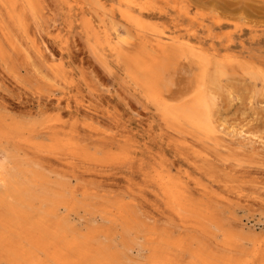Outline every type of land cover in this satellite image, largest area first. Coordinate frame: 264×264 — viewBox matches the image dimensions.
<instances>
[{
    "label": "rangeland",
    "instance_id": "1",
    "mask_svg": "<svg viewBox=\"0 0 264 264\" xmlns=\"http://www.w3.org/2000/svg\"><path fill=\"white\" fill-rule=\"evenodd\" d=\"M92 1L96 4H93ZM213 1L0 0V151L11 155L20 164L25 162L26 164H24L28 165L26 167L30 169L35 168L45 180L48 178L47 182L44 181L45 186L49 184L50 188H54V191L62 192V198L65 199H62L65 208L62 206V209L59 210L60 218L63 216L62 219L68 224L72 222L73 225H70L75 226L74 228L82 235L90 231L103 232L107 236L112 235L111 238L107 237L110 239V243H108L109 240L101 237L98 241L106 242L108 246L111 245L109 247L111 251L125 252L128 259L132 261L129 260V264H134L136 261V264L138 262L151 264L152 258H155L158 252H162L160 249L165 244L161 242L165 240L166 236L168 238L164 242L169 245L175 240V243H179L186 239L183 243L187 245L188 249L186 250V247L182 253L181 251L176 252L183 264L186 263V259L187 263L193 261L194 257L192 256L195 255V250L197 252L203 250L204 255H209V252L212 251L211 256L218 259L216 261L221 262L220 264H226L228 261L239 263L243 260H253L251 264L253 262L262 264L264 261V259H259L264 255V236L262 237L264 235V0ZM221 1L224 4H221ZM98 5L104 8L101 10ZM108 7H110L109 11ZM129 12L131 13L129 14ZM100 17L105 23L101 22L102 18ZM136 20L138 25L132 23ZM148 23L150 24L148 25ZM162 38L171 41L167 52H159L156 48L155 50L146 44V42L162 40ZM105 42L107 45L104 44ZM119 42L122 46H118ZM178 45L181 47L180 50L179 47H176ZM139 46L140 48H138ZM119 47L120 49H118ZM189 47L192 50H189ZM129 49L132 50L129 51ZM146 49L149 52L148 50L146 52ZM200 50L201 52H199ZM124 55L126 59L123 58ZM135 55L141 56L136 57ZM131 58H134V61ZM224 58L228 59L224 60ZM154 61L156 62L154 63ZM223 61L225 63H221ZM226 61L229 63L226 64ZM206 62L209 65H207L208 63L203 65ZM250 65L252 67L247 68ZM218 68L222 71L225 68L224 73L218 71ZM213 69H216L217 74H214ZM246 69H250L251 73L253 71V74L247 73ZM161 70L164 78L160 76ZM202 70L205 71V74L202 73ZM244 70L247 72L244 73ZM254 71L258 74H254ZM226 72L227 75H225ZM154 74L155 77L160 76L157 83L151 82ZM212 75L216 76L214 81L216 80L218 83L213 81L208 83V79L211 80ZM153 91L159 93L157 98L153 96ZM164 91L166 92L164 93ZM204 95L206 96L204 97ZM209 100L215 101L210 102L211 107L214 106V103L216 105L213 107L214 112L207 114L208 110L210 112L212 109L211 107L207 108L208 104L210 106ZM163 102L166 103V106L163 105ZM199 102L201 103L199 104ZM194 107L195 109L200 108L202 111L205 109L202 112L203 115H199L201 113L199 109L198 111L196 109L198 113L194 114ZM162 110L164 111L162 112ZM206 115L212 117L209 119L212 122L204 120V117H208ZM177 116L180 117L177 119ZM55 124L58 125L55 126ZM60 125L67 128H61ZM191 125H194V128ZM195 125L196 127L198 125V129L195 128ZM203 126L209 128L210 131H206ZM216 126H220L221 130ZM196 131L197 133H195ZM61 133L64 134L56 136ZM26 138L29 140L28 144ZM24 139L25 141H23ZM179 146L185 148L180 149ZM54 148L58 150L56 151ZM18 149L21 151L19 152ZM65 151L68 153H64ZM190 151L194 152L193 155ZM17 154L21 155L17 156ZM69 154L71 155L69 156ZM195 155L202 157L204 161H200L201 158L199 161L202 163H199L197 160L199 157ZM56 158L59 160L57 161ZM194 160L197 162L195 163ZM34 161L35 163H33ZM60 161H63L62 164L65 162L67 164L62 165ZM152 165L156 166H153L154 171ZM156 174L159 175L156 176ZM162 178H171V182L175 180L174 184L179 182V185H175L182 194L186 195L185 200H187H184L180 215L179 213L174 214V206L170 204L168 196L163 195L160 189L158 190ZM50 179L53 182H50ZM54 180L58 182H56L57 185ZM193 181L195 183L192 185ZM62 182L64 185H61ZM196 182L200 184H196ZM56 187L57 189H55ZM202 187L204 189L201 190ZM203 190L205 192H202ZM90 194L91 198H89ZM135 194L139 198L143 197L139 199L142 202H137L138 198H134ZM196 194L198 195L196 196ZM119 200L118 208H116V203ZM123 200H125L124 206L121 204ZM115 201L116 203H114ZM102 204L105 207L101 206ZM189 204L192 208L189 207ZM197 204L198 208L194 207ZM107 205L109 207H106ZM128 205L135 208L132 206L130 208ZM162 205L164 206L162 207ZM88 206L89 209L92 207L91 211ZM122 207L126 220L121 219L122 217L119 218L118 215L122 211ZM108 208H111L109 209L110 212L112 211L111 214L117 212L114 214L118 218L114 214L112 218L110 212L107 211ZM161 208L165 210L167 208V210ZM198 209L199 212H197ZM102 210L103 212H101ZM95 211L97 212L95 213ZM129 211L133 212L129 213ZM90 213H94L93 216ZM172 213L175 216H172ZM210 213L214 216L211 217ZM181 214L185 215L183 217L188 222L195 224L200 222V226L201 224L202 227L206 226L199 229V225L194 227L190 223L184 224L180 219ZM129 216L131 220L135 219L131 221ZM208 216L211 220L208 219ZM189 218L190 220H188ZM114 219H116V223ZM133 221L135 222L133 223ZM117 222H121V224ZM122 222L128 224L125 225ZM81 223L89 225L86 226L90 229L84 228L85 226L80 225ZM121 225L127 230L126 232L123 228L121 231ZM124 225L129 226L126 229ZM147 225L148 227H145ZM130 226L133 229L130 230L132 233L128 230L131 229ZM213 226L218 229L213 230ZM114 231L118 234H115ZM112 232L113 234H111ZM207 233L208 235H206ZM126 234L127 236L123 237ZM170 236L173 237L172 240ZM207 236H213V238L209 239ZM134 238L137 239L134 240ZM187 239H189L188 244L186 243ZM197 239L199 242L195 241ZM133 240L136 243H133ZM226 240L228 243L225 244ZM234 244L235 247L239 244V246L237 245L239 250L232 247ZM229 246H231L230 251H228ZM164 247L167 250L168 248L176 250L172 246L165 245ZM257 247H259V251L255 250ZM113 248L114 250H112ZM240 248L241 252H245V254L240 252ZM236 249L240 252L237 253L240 256L235 253ZM167 250L164 249L163 252ZM213 252L220 255V258ZM249 252L250 254H248ZM150 254H154L153 257ZM261 260L262 262H260Z\"/></svg>",
    "mask_w": 264,
    "mask_h": 264
},
{
    "label": "bare ground",
    "instance_id": "2",
    "mask_svg": "<svg viewBox=\"0 0 264 264\" xmlns=\"http://www.w3.org/2000/svg\"><path fill=\"white\" fill-rule=\"evenodd\" d=\"M2 1V0H1ZM85 1V0H84ZM87 1V0H86ZM215 1V0H214ZM213 1V2H214ZM16 2V1H15ZM99 2H103V1H99ZM98 2V3H99ZM218 2V1H217ZM217 2H216V4H217ZM222 2V1H221ZM92 3H93V1H92ZM191 3V2H190ZM93 4H96V3H93ZM203 4V3H202ZM220 4V3H219ZM221 4H224L223 2L221 3ZM133 5V4H132ZM213 5V4H212ZM1 6V5H0ZM78 6V5H77ZM98 6H100L101 7V5H98ZM97 6V7H98ZM103 6V5H102ZM214 6V5H213ZM217 6V5H216ZM219 6V5H218ZM223 6V5H222ZM14 7H16V6H14ZM107 7V6H106ZM105 7V8H106ZM111 7V6H110ZM110 7H108L107 9H108V11H109V8ZM197 7V6H196ZM206 7H208V6H206ZM104 8V7H103ZM102 7H101V10L103 9ZM112 8V7H111ZM200 8V7H199ZM118 9V8H117ZM16 10V9H15ZM80 10H81V6H80ZM79 10V11H80ZM121 10H122V8H121ZM119 11V10H118ZM123 11H126V10H123ZM81 12V11H80ZM84 13V12H83ZM125 13V12H124ZM127 13V12H126ZM125 13V14H126ZM131 12H129V14H130ZM104 14V13H103ZM114 14V13H113ZM122 15V14H121ZM124 15V14H123ZM104 16H106V15H104ZM129 17H130V15H128ZM259 17V16H258ZM100 18H102V17H100ZM125 18V17H124ZM134 18V17H133ZM111 19V18H110ZM128 19V18H127ZM132 19V18H131ZM137 19V18H136ZM102 21L101 22H103V18L101 19ZM138 20V19H137ZM137 20L136 21H131L132 23H134L135 25H138V23H137ZM88 21V20H87ZM215 21V20H214ZM113 22V24L115 23L114 21H112ZM216 22H217V20H216ZM88 23H89V21H88ZM103 23H105V21L103 22ZM116 24V23H115ZM150 23H148V25H149ZM117 25V24H116ZM115 26V25H114ZM82 27V26H81ZM80 27V28H81ZM124 27V26H123ZM92 28H93V26H92ZM128 28V27H127ZM94 29V28H93ZM93 29H92V31H93ZM130 30V29H129ZM94 32V31H93ZM92 32V33H93ZM97 32V31H96ZM116 32V31H115ZM151 32V31H150ZM159 32V31H158ZM166 34V33H165ZM95 36V35H94ZM96 36H98V35H96ZM95 36V37H96ZM136 36H137V34H136ZM143 36V35H142ZM171 36V35H170ZM109 37V36H108ZM107 39V38H106ZM121 39V38H120ZM139 39V38H138ZM147 39H148V37H147ZM105 40V39H104ZM118 40V39H117ZM149 40V39H148ZM100 41V40H99ZM183 41V40H182ZM107 42H108V40H107ZM107 42H105L104 44H106ZM116 42H118V41H116ZM142 42H144V41H142ZM184 42H187V41H184ZM170 43H171V41H169V40H163V38H162V40L161 39H159V40H152V41H150L149 43H147L146 42V44H148V45H150L152 48H156L157 49V51H159V52H167L166 50L168 49V46H170ZM187 43H189V42H187ZM103 44V43H102ZM141 44H143V43H141ZM191 44V43H190ZM210 44V43H209ZM34 45V44H33ZM36 45V44H35ZM107 45V44H106ZM140 45V44H139ZM145 45V44H144ZM176 45V44H175ZM193 45V44H192ZM194 45H196V44H194ZM118 46H122V44H120V42H119V45ZM198 46V45H197ZM212 46V45H211ZM125 47V46H124ZM127 47V46H126ZM143 47V46H142ZM174 47V46H173ZM176 47H179V45L178 46H176ZM35 49H36V46L34 47ZM138 48H140V46L138 47ZM172 48V47H171ZM170 48V49H171ZM180 48L181 47H179L178 49L180 50ZM190 48V47H189ZM118 49H120V47L118 48ZM123 49V48H122ZM121 49V50H122ZM150 49V48H149ZM155 49V50H156ZM173 49H175V48H173ZM177 49V48H176ZM186 49V48H185ZM194 49V48H193ZM39 50V49H38ZM130 50H132V49H129V51ZM147 50L148 49H146V52H147ZM189 50H192V48H190ZM188 50V51H189ZM199 50V49H198ZM41 51V50H40ZM124 51V50H123ZM122 51V52H123ZM150 51H151V49H150ZM175 51V50H174ZM173 51V52H174ZM125 52V51H124ZM134 52V51H133ZM148 52H149V50H148ZM154 52V51H153ZM172 52V51H171ZM182 52V51H181ZM180 52V53H181ZM184 52V51H183ZM199 52H201V50L199 51ZM198 52V53H199ZM212 52H214V51H212ZM204 53H206V52H204ZM204 53H202V54H204ZM208 53V52H207ZM224 53V52H223ZM39 54V53H38ZM122 54V53H121ZM125 54V53H124ZM139 54H140V52H139ZM151 54V53H150ZM155 54V53H154ZM184 54V53H183ZM190 54V53H189ZM120 55V54H119ZM160 55V54H159ZM166 55V54H165ZM169 55V54H168ZM176 55V54H175ZM178 55V54H177ZM176 55V56H177ZM126 56H128V55H126ZM136 56V55H135ZM134 56V57H135ZM141 56V55H140ZM140 56H136V57H140ZM173 56V55H172ZM178 56H180V55H178ZM186 56V55H185ZM191 56V55H190ZM199 56V55H198ZM132 57V56H131ZM145 57V56H144ZM167 57V56H166ZM182 57V56H181ZM207 57H208V55H207ZM217 57V56H216ZM123 58H125V55H124V57ZM148 58H149V56H148ZM170 58V57H169ZM205 58V57H204ZM203 58V59H204ZM209 58H210V56H209ZM209 58H207V59H209ZM219 58V57H218ZM218 58H216V59H218ZM223 58V57H222ZM126 59V58H125ZM132 59V58H131ZM134 59V58H133ZM132 59V61H134ZM150 59V58H149ZM160 59H161V57H160ZM163 59V58H162ZM200 59V58H199ZM206 59V58H205ZM219 59H221V58H219ZM218 59V60H219ZM228 58H224V60H227ZM230 60H231V58H229ZM135 60H136V58H135ZM144 60V59H143ZM166 60V59H165ZM174 60V59H173ZM222 60V59H221ZM220 60V61H221ZM131 61V62H132ZM137 61V60H136ZM144 61H146V59L144 60ZM156 61H157V58H156ZM156 61H154V63L156 62ZM197 61V60H196ZM219 61V62H220ZM130 62V63H131ZM152 62V61H151ZM159 62V61H158ZM231 62V61H230ZM198 63V62H197ZM208 62H206V63H204L203 65H205V64H207ZM212 63V62H211ZM221 63H225V61H223V62H221ZM229 63V62H228ZM227 63V61H226V64H228ZM129 64V63H128ZM132 64V63H131ZM134 64V63H133ZM130 65V64H129ZM207 65H209V63L207 64ZM206 65V66H207ZM224 65V64H223ZM247 66H249L248 64H247ZM155 67H157V66H155ZM202 67V66H201ZM252 66L250 65V67H247V68H251ZM142 68V67H141ZM146 68H148V67H146ZM133 69H135V68H133ZM208 69V68H207ZM206 69V70H207ZM225 69V68H224ZM224 69H223V71H224ZM233 69V68H232ZM137 70V69H136ZM145 70V69H144ZM156 70H158L159 71V69H156ZM163 70V69H162ZM161 70V71H162ZM205 70V69H204ZM215 70L216 69H213V71L215 72ZM220 70V68H218V71ZM240 70H241V68H240ZM247 70V69H246ZM246 70H244V73L245 72H247V73H251V71H249L250 69H248L247 71ZM139 71V70H138ZM160 71V72H161ZM209 71V70H208ZM222 73H224L223 71H222V69L220 70ZM231 71H234V70H231ZM259 71V70H258ZM149 72H151V71H149ZM148 72V73H149ZM165 72V71H164ZM205 71H203L202 70V73H204ZM220 72V74H222ZM243 72V71H242ZM264 72V71H263ZM139 73V72H138ZM205 74V73H204ZM214 74H217V72H215ZM251 74H253V71H252V73ZM254 74H258V73H256L255 71H254ZM264 74V73H263ZM262 74V75H263ZM139 75V74H138ZM142 75V74H141ZM162 75H164L163 74V71H162V74L160 75V76H162ZM209 75H211V74H209ZM225 75H227V72H226V74ZM136 78H137V76L136 75H134ZM150 76H151V74H150ZM160 76L158 75V76H156L155 77V74H154V77L152 78V80H151V82L152 83H157L158 81H159V78H160ZM213 76L214 75H212V78H213ZM221 76V75H220ZM264 76V75H263ZM263 76H261V77H263ZM140 77V76H139ZM163 78H164V76H162ZM205 77V76H204ZM206 77H209V76H206ZM215 77L216 76H214V78H213V80H212V78L210 77V79L211 80H209L208 79V83L209 82H211V81H213V82H215V83H218V82H216V80L214 81V79H215ZM223 77V76H222ZM252 77H254V76H252ZM257 77H259V76H257ZM155 78V79H154ZM137 79H139V78H137ZM147 79V78H146ZM264 79V78H263ZM136 80V79H135ZM154 80V81H153ZM202 80V79H201ZM148 81V80H147ZM219 81V80H218ZM145 83H146V80L144 81ZM143 82V83H144ZM150 82V83H151ZM168 82V81H167ZM167 82L165 83L166 84V86L168 85L167 84ZM137 84H139V83H137ZM212 84H214V83H212ZM144 85V84H143ZM217 86H218V84H217ZM148 87V86H147ZM158 87H160L159 85H158ZM219 87V86H218ZM146 88V87H145ZM149 88V87H148ZM154 89V88H153ZM162 89V88H161ZM155 90H157L156 89V87H155ZM160 90V89H159ZM143 92V91H142ZM162 92V91H161ZM160 92V93H161ZM166 91H164V93H165ZM143 93H145V92H143ZM149 93H150V91H149ZM147 94V93H146ZM152 94H154L153 96H155V98H157V96H158V94H157V92L156 91H153L152 92ZM162 94V93H161ZM203 95V94H202ZM201 95V96H202ZM144 96H145V94H144ZM152 96V95H151ZM206 95H204V97H205ZM208 96V95H207ZM146 97V96H145ZM202 99H204L203 97H201ZM200 98V99H201ZM154 99V98H153ZM153 99H149V100H153ZM160 99V98H159ZM166 99V98H165ZM201 99V100H202ZM207 99H209L208 97H207ZM212 99V98H211ZM162 100V99H161ZM164 100V99H163ZM200 100V101H201ZM205 100V99H204ZM155 101V100H154ZM206 101V100H205ZM150 102H153V101H150ZM201 102H203V100L201 101ZM201 102H199V104L201 103ZM207 102V101H206ZM212 103V102H215V101H208V103ZM157 103V102H156ZM156 103H155V105H156ZM161 103V102H160ZM196 103V102H195ZM204 103V102H203ZM210 103V106H209V104H208V106H207V108H209V107H211V104ZM165 104V106H166V103H164L163 102V105ZM168 104V103H167ZM194 105V104H193ZM192 105V106H193ZM216 105V103H214V106ZM159 106V105H158ZM173 106V105H172ZM197 106V105H196ZM214 106H212L211 108L213 109V107ZM206 107V106H205ZM160 108V107H159ZM174 108V107H173ZM189 109V108H188ZM197 109V111H198V109H199V112H201L199 115L201 116V114H202V112L205 110H201L200 108H196ZM196 109H195V107L193 108V113L195 114V113H198V112H196ZM203 109V108H202ZM210 110V112H209V110H208V113L205 111V113H207V114H209V113H211L212 111L214 112V109L213 110ZM167 110H169L168 108H167ZM167 110H165V111H167ZM187 110V109H186ZM192 110V109H191ZM201 110V111H200ZM164 110H162V112H163ZM180 111V110H179ZM185 111V110H184ZM188 112V111H187ZM192 111H190V113H191ZM169 113H171V112H169ZM185 113V112H184ZM183 113V114H184ZM167 114H168V112H167ZM192 114V113H191ZM213 114V113H212ZM181 115V114H180ZM203 115V114H202ZM211 115V114H210ZM169 116H170V114H169ZM206 116H208V115H206ZM175 117V116H174ZM180 117V116H179ZM178 116H177V119L179 118ZM193 117H196V116H193ZM191 118V117H190ZM199 118H201V117H199ZM205 118V119H204ZM203 119L204 120H209L210 118H212V117H210V116H208V117H204ZM206 118H208V119H206ZM171 119V118H170ZM183 119H185V118H183ZM182 119V120H183ZM202 119V118H201ZM186 120V119H185ZM188 120V119H187ZM192 120V119H191ZM196 120V119H195ZM203 120V121H204ZM209 121H211V120H209ZM186 122H189V121H186ZM186 122H184V123H186ZM212 122V121H211ZM205 123V122H204ZM204 123H202V124H204ZM207 123V122H206ZM213 123H214V120H213ZM59 124V123H58ZM57 124V125H58ZM180 124V123H179ZM187 124H189V123H187ZM196 124H198V123H196ZM212 124V123H211ZM216 124H218V122L216 121ZM54 125V124H53ZM56 124H55V126H57ZM62 125V124H61ZM60 125V126H61ZM181 125V124H180ZM186 125V124H185ZM184 125V126H185ZM198 125H200V124H198ZM198 125H197V127H196V125H195V128H197L198 129ZM213 125V124H212ZM219 125L221 126V124L219 123ZM50 126V125H49ZM48 126V127H49ZM54 126V127H55ZM178 126V125H177ZM191 126H193V128H194V125H191ZM190 126V127H191ZM206 126V125H205ZM205 126H203V128H205L206 129V131H210L209 130V128H206ZM219 126V127H220ZM64 126H61V128H63ZM187 127V126H186ZM213 127H215V126H213ZM217 128H219L218 126H216ZM44 128H46V127H44ZM43 128V129H44ZM49 128H51V127H49ZM65 128H67V127H64V129ZM200 128V127H199ZM202 128V129H203ZM54 129V128H53ZM53 129H49V130H53ZM220 129V128H219ZM218 129V130H219ZM1 130V129H0ZM4 130V129H3ZM46 130V129H45ZM44 130V131H45ZM55 130V129H54ZM221 130V129H220ZM220 130L218 131L219 133H220ZM5 131V130H4ZM9 131V130H8ZM69 131V130H68ZM201 131V130H200ZM205 131V130H204ZM212 131V130H211ZM46 132V131H45ZM214 132V131H213ZM217 132V131H216ZM7 133H10V132H7ZM53 133V132H52ZM52 133H50V134H52ZM73 133V132H72ZM195 133H197V131L195 132ZM206 133V132H205ZM223 133V132H222ZM1 134V133H0ZM49 134V133H48ZM53 134H55V133H53ZM64 134V133H63ZM62 133L61 134H56V136H60V135H63ZM70 134V133H69ZM211 134V133H210ZM216 134V133H215ZM218 134V133H217ZM10 135V134H9ZM23 135V134H22ZM21 135V136H22ZM68 135V134H67ZM203 135V134H202ZM221 135V134H220ZM19 136V135H18ZM55 136V135H54ZM70 136V135H69ZM200 136V135H199ZM204 136V135H203ZM207 136H208V133H207ZM26 137V136H25ZM25 137H23V138H25ZM65 137V136H64ZM205 137V136H204ZM212 137H215V136H212ZM221 138H222V136H220ZM60 138V137H59ZM19 139V138H18ZM21 140H22V137L20 138ZM28 139H30L29 137H28ZM62 139V138H61ZM64 139V138H63ZM68 139H70V138H68ZM177 139V138H176ZM208 139V138H207ZM218 139V138H217ZM31 140V139H30ZM54 140V139H53ZM65 140V139H64ZM71 140H72V138H71ZM70 140V141H71ZM174 140V139H173ZM20 141V140H19ZM23 141H25V139L23 140ZM27 141H29V140H27V138H26V142ZM34 141V140H33ZM63 141V140H62ZM66 141V140H65ZM31 142V141H30ZM35 142V141H34ZM130 142V141H129ZM177 142V141H176ZM180 142H182L181 140H180ZM184 142V141H183ZM219 142V141H218ZM72 143H74L73 142V140H72ZM135 143V142H134ZM185 143V142H184ZM183 143V144H184ZM27 144H28V142H27ZM68 144V143H67ZM71 144V143H70ZM70 144H68V145H70ZM136 144V143H135ZM181 144V143H180ZM188 144V143H187ZM21 145V144H20ZM51 145V144H50ZM54 145V144H53ZM72 145V144H71ZM74 145V144H73ZM177 145V144H176ZM182 145V144H181ZM219 146H220V143L218 144ZM31 146H33L32 144H31ZM61 146V145H60ZM76 146H77V144H76ZM75 146V147H76ZM132 146H134V145H132ZM191 146V145H190ZM53 147V146H52ZM65 147V146H64ZM67 147V146H66ZM73 147V146H72ZM135 147V146H134ZM134 147H132V148H134ZM180 147V146H179ZM224 147V146H223ZM63 148V147H62ZM131 148V147H130ZM131 148V149H132ZM181 148H185L184 146L183 147H180V149ZM189 148V147H188ZM187 148V149H188ZM194 148V147H193ZM13 149H15V148H13ZM34 149V148H33ZM43 149H44V147H43ZM56 149V151L58 150L57 148H54V150ZM66 149H69V148H66ZM65 149V150H66ZM74 149H76V148H74ZM80 149V148H79ZM136 149V148H135ZM190 149V148H189ZM61 150V149H60ZM62 150H64V149H62ZM177 150V149H176ZM18 151H19V149H18ZM21 151V150H20ZM19 151V152H20ZM39 151V150H38ZM14 152V151H13ZM16 152V151H15ZM23 152V151H22ZM36 152V151H35ZM42 152V151H41ZM52 152H53V150H52ZM129 152V151H128ZM130 152H131V154H132V151L130 150ZM135 152H136V150H135ZM191 152V151H190ZM196 152H198L197 150H196ZM195 152V153H196ZM40 153V152H39ZM43 153V152H42ZM64 153H68V152H64ZM192 153V155H193V153L194 152H191ZM206 153V152H205ZM11 154H13V153H11ZM16 154V153H15ZM49 154V153H48ZM128 154H130V153H128ZM198 155H199V153H197ZM21 155V154H20ZM19 154H17V156H20ZM43 155V154H42ZM54 155V154H53ZM57 155V154H56ZM60 155V154H59ZM71 154H69V156H70ZM77 155V154H76ZM79 155V154H78ZM132 155H134V154H132ZM198 155H195V156H198ZM200 155H203V154H201L200 153ZM25 156H26V154H25ZM45 156H46V154H45ZM51 156V155H50ZM87 156V155H86ZM139 156V155H138ZM157 156V155H156ZM52 157H54V156H52ZM65 157H66V155H65ZM64 156H63V158H65ZM82 157H83V155H82ZM128 157V156H127ZM127 157H126V159H127ZM131 157V156H130ZM137 157V156H136ZM153 157V156H152ZM155 157V156H154ZM199 157V156H198ZM21 158V157H20ZM20 158H18V159H20ZM39 158H41V157H39ZM62 158V157H61ZM133 158V157H132ZM191 158V157H190ZM202 158V157H201ZM200 157L197 159L196 157H195V159H197L198 161H199V159H201ZM23 159V158H22ZM28 159H29V157H28ZM44 159V158H43ZM207 159V158H206ZM21 160V159H20ZM19 160V161H20ZM29 160H31V158L29 159ZM56 160L58 161L59 159H57L56 158ZM56 160H54V161H56ZM61 160V159H60ZM91 160V159H90ZM89 160V161H90ZM133 160V159H132ZM134 160H135V158H134ZM139 160V159H138ZM140 160H141V157H140ZM192 161H193V158L191 159ZM208 160V159H207ZM69 161V160H68ZM129 161H130V158H129ZM155 161H156V159H155ZM200 161H204L203 160V158H202V160H200ZM199 161V163H202V162H200ZM209 161V160H208ZM21 162V161H20ZM61 162V161H60ZM63 162V161H62ZM62 162H61V164H62ZM66 162H67V160H66ZM65 162V163H66ZM140 162V161H139ZM142 162H144V161H142ZM194 162H195V160H194ZM197 162V161H196ZM195 162V163H196ZM25 162H23V164H24ZM33 163H35V161L33 162ZM64 163V164H65ZM68 163V162H67ZM66 163V164H67ZM70 163H73V162H70ZM130 163H133V162H130ZM136 163V162H135ZM134 163V164H135ZM204 163V162H203ZM205 163H207V162H205ZM23 164H20L17 160L15 161V159H14V157H12L11 155H9V154H7V153H5L4 151H0V264H129V262L131 261L130 259H128V257H127V254L125 253V252H123V251H119V252H114V251H111V248H109V247H111V245L110 246H108V244H106V242H104V243H100L99 241H98V239L101 237V238H105L107 241L109 240V242L108 243H110V239L108 238L107 239V237L108 236H110V238H111V236L112 235H108L107 236V234H105V233H103V232H95V231H90V232H88L87 234H85V235H82L81 233H79L74 227H72L71 225H73L72 224V222H71V220H70V224H68L64 219H62V217L60 218V215H59V210L60 209H62L61 207L63 206L64 208H65V204H64V202H62V199H64V198H62V192H60V191H54V188L52 189V188H50V186H49V184L47 185V186H45V183H44V181H46L47 182V180H49L48 178H47V180H45L44 179V177L41 175V173L40 172H38V171H36L35 170V168L34 169H30V168H28V167H26V166H28V165H25L24 164V166H23ZM38 164V163H37ZM37 164H35V165H37ZM64 164H62V165H64ZM138 165H139V163H137ZM140 164H142V163H140ZM40 165V164H39ZM144 165V164H143ZM38 166V165H37ZM37 166H35V167H37ZM41 166V165H40ZM39 166V167H40ZM68 166V165H67ZM71 166H74V165H71ZM154 165H152L151 167H153ZM163 166V168H164V165H162ZM142 167V166H141ZM145 167V170H147L146 169V166H144ZM154 167H156V166H154ZM154 167L152 168L153 169V171H154ZM197 167H198V165H197ZM41 168H42V166H41ZM41 168H40V170H41ZM162 168V167H161ZM46 169V168H45ZM74 169V168H73ZM141 169V168H140ZM149 169V168H148ZM156 169V168H155ZM164 169H166V168H164ZM42 171V170H41ZM44 171V170H43ZM141 171V170H140ZM152 171V172H153ZM165 171V170H164ZM163 171V172H164ZM178 171V170H177ZM177 171H175V172H177ZM180 171V170H179ZM178 171V172H179ZM45 172V171H44ZM150 172H151V170H150ZM156 172V171H155ZM157 172H158V170H157ZM162 172V173H163ZM174 172V173H175ZM181 172V171H180ZM140 173H142V172H140ZM139 173V174H140ZM154 173V172H153ZM166 173H167V171H166ZM168 173H170L169 171H168ZM171 173H173V172H171ZM150 174H152V173H150ZM178 174H180V173H178ZM46 175V174H45ZM145 175V174H144ZM143 175V176H144ZM157 175H159V174H156V176ZM170 175V174H169ZM172 175V174H171ZM177 175V174H176ZM148 176V175H147ZM150 176H153V175H150ZM149 176V177H150ZM181 176H184V175H181ZM187 176V175H186ZM154 177V176H153ZM141 178H142V176H141ZM144 178V177H143ZM172 178H173V176H172ZM182 178V177H181ZM148 179H150V178H148ZM171 179V178H170ZM169 178H162L160 181H161V183L159 184V187H158V190L160 189V192H162L163 193V195H167L168 196V198H169V202H170V204L171 205H173L174 206V214H177V213H179L180 212V210H183V204H184V200H185V196L186 195H184V194H182L179 190H178V188H177V184L179 183H173L174 181H172L171 182V180H170ZM175 179V178H174ZM184 179V178H183ZM187 179V178H186ZM56 180V179H55ZM55 180H54V182H55ZM58 180V179H57ZM147 180V179H146ZM191 180V179H190ZM193 180V179H192ZM52 180L50 179V182H51ZM155 181V180H154ZM159 181V182H160ZM49 182V183H50ZM53 182V181H52ZM57 182V181H56ZM55 182V183H56ZM63 182H65V181H63ZM61 183V185L63 184L64 185V183ZM158 182V181H157ZM177 182V181H176ZM184 182V181H183ZM189 182V181H188ZM187 182V183H188ZM58 183V182H57ZM57 183H56V185H57ZM66 183V182H65ZM146 183V182H145ZM144 183V184H145ZM153 183V182H152ZM156 185H157V183H156V181L154 182ZM185 183V182H184ZM193 183H195V181H193L192 182V185H193ZM68 184V183H67ZM191 184V183H190ZM196 184H200V183H197L196 182ZM59 185V184H58ZM153 185V184H152ZM155 185V186H156ZM179 185V184H178ZM189 185V184H188ZM49 186V187H48ZM51 186H53V185H51ZM67 186V185H66ZM131 187L132 186H134V185H130ZM53 187H55V186H53ZM68 187V186H67ZM67 187H65V188H67ZM152 188H153V186H151ZM189 187H191L190 185H189ZM194 187H195V184H194ZM64 188V189H65ZM200 188V187H199ZM55 189H57V187L55 188ZM62 189V188H61ZM69 190H70V188H68ZM67 189V190H68ZM76 189V188H75ZM134 189V188H133ZM137 189H139V188H137ZM180 189H181V187H180ZM202 189H204L203 187L201 188V190ZM207 189V188H206ZM60 190V189H59ZM63 190V189H62ZM66 190V191H67ZM140 190V189H139ZM183 190V189H182ZM196 190V189H195ZM199 190V189H198ZM63 191H65V190H63ZM189 191V190H188ZM188 191H186V192H188ZM68 192V191H67ZM67 192H66V194H67ZM75 192V191H74ZM77 192V191H76ZM75 192V193H76ZM136 192V191H135ZM142 192V191H141ZM144 192H145V190H144ZM184 192V191H183ZM190 192V191H189ZM193 192V191H192ZM196 193H197V190L195 191ZM202 192H205V190H203ZM90 193H91V191H90ZM140 193V192H139ZM143 193V192H142ZM154 193H156V192H154ZM158 193V192H157ZM161 194V193H160ZM186 194V193H185ZM204 194V193H203ZM69 195V194H68ZM71 195V194H70ZM74 195V194H73ZM88 195V194H87ZM129 195H131V194H129ZM195 195V194H194ZM198 194H196V196H197ZM65 197H66V195H64ZM90 197L89 198H91V194L89 195ZM94 196V195H93ZM155 196V195H154ZM160 196V195H159ZM87 197V196H86ZM132 197H133V195H132ZM138 198V201L137 202H139L140 200V198L138 197V196H136V194H135V196H134V198ZM194 197V196H193ZM93 198V197H92ZM136 198V199H137ZM143 198V197H142ZM141 198V199H142ZM156 198V197H155ZM188 198V197H187ZM87 199V198H86ZM131 199V198H130ZM133 199V198H132ZM157 199V198H156ZM190 199V198H189ZM192 199V198H191ZM65 200V199H64ZM72 200V199H71ZM95 200V199H94ZM133 200H135V199H133ZM163 200V199H162ZM187 200V199H186ZM185 200V201H186ZM85 201V200H84ZM125 200H123V203H121V204H123V206L125 205V202H124ZM128 201H130V200H128ZM132 201V200H131ZM157 201V200H156ZM155 201V202H156ZM190 201V200H189ZM118 202H120V200L119 201H117V203H116V201L114 202V203H116V208H118L117 207V204H118ZM126 202H127V200H126ZM140 202H142V200L140 201ZM161 202V201H160ZM194 202V201H193ZM192 202V204L194 205V203ZM197 202V201H196ZM74 203V202H73ZM79 203V202H78ZM77 203V204H78ZM89 204H90V202H88ZM99 203V202H98ZM127 203H129V202H127ZM132 203H134V202H132ZM131 203V204H132ZM136 203V202H135ZM134 203V204H135ZM186 203V202H185ZM75 204V203H74ZM93 204V203H92ZM97 204V203H96ZM95 204V205H96ZM101 204V203H100ZM99 204V205H100ZM103 204H104V202H103ZM101 205V206H103V207H105L104 205ZM158 204V203H157ZM160 204V203H159ZM162 204V203H161ZM91 205V204H90ZM89 205V206H90ZM111 205V204H110ZM191 204H189V207H191L192 208V206H190ZM77 206V205H76ZM78 206H80V205H78ZM83 206V205H82ZM81 206V207H82ZM89 206H88V209H89ZM98 206V205H97ZM114 207H115V205H113ZM129 206V205H128ZM130 206H132V205H130ZM129 206V207H130ZM159 206H161V205H159ZM164 205H162V207H163ZM198 206V204L197 205H195L194 207H197ZM106 207H109V205H107ZM112 207V206H111ZM126 207V210H128L127 209V206H125ZM128 207V208H129ZM133 207V206H132ZM193 207V209H196V208H194ZM200 207H201V205H200ZM77 208V207H76ZM92 208V207H91ZM91 208L89 209V211H91ZM94 208V207H93ZM101 208V207H100ZM113 208V207H112ZM123 208V207H122ZM131 208V207H130ZM133 208H135V207H133ZM155 208H157V207H155ZM198 208V207H197ZM86 209H87V207H86ZM85 209V210H86ZM95 209V208H94ZM98 209H99V206H98ZM109 209H111V208H108V210L107 211H109ZM162 209V208H161ZM160 209V210H161ZM173 209H171V210H173ZM189 209V208H188ZM192 209V210H193ZM200 209V208H199ZM199 209H198V211L197 212H199ZM204 209V208H203ZM76 210V209H75ZM97 210V209H96ZM116 210V209H115ZM124 208L122 209V211L118 214L119 215V218H121V219H123V220H126L127 218H125V214H124ZM125 210V213H127V211ZM131 210V209H130ZM156 210V209H155ZM162 210H165V209H162ZM166 210H167V208H166ZM165 210V211H166ZM190 210V209H189ZM197 210V209H196ZM205 210V209H204ZM72 211V210H71ZM78 211V210H77ZM76 211V212H77ZM87 211V210H86ZM135 211V210H134ZM195 211V210H194ZM200 211H202L201 209H200ZM73 212H74V210H73ZM94 212V211H93ZM97 211H95V213H96ZM99 213H100V211H98ZM101 212H103V210L101 211ZM105 212H106V210H105ZM110 212V211H109ZM112 212V211H111ZM111 212H110V214H111ZM133 211H129V213H132ZM159 212V211H158ZM168 212V211H167ZM182 212V211H181ZM196 212V211H195ZM202 212H204V211H202ZM207 212V211H206ZM206 212H205V214H206ZM72 213V212H71ZM75 213V212H74ZM78 213H79V211H78ZM87 213H88V211H87ZM92 213V212H91ZM90 213V214H91ZM107 213V212H106ZM106 213H105V216H106ZM114 213H117V212H114ZM114 213H112L111 215H112V218H113V214ZM159 213H161V211L159 212ZM163 213V212H162ZM169 213H170V211H169ZM209 213V212H208ZM94 214V213H93ZM93 214H91L92 216H93ZM165 214V213H164ZM168 214V213H167ZM173 214V213H172ZM172 214H170V215H172ZM172 215V216H175V215ZM200 214H201V212H200ZM203 214V213H202ZM211 214V213H210ZM209 214V215H210ZM66 215H68V214H66ZM85 215V214H84ZM83 215V216H84ZM115 215V214H114ZM127 215H129V214H127ZM134 215V214H133ZM161 216H162V214H160ZM179 215H180V213H179ZM182 215V214H181ZM188 215H191V214H188ZM92 216H90V217H92ZM105 216H103L102 215V217H104L105 218ZM116 216V215H115ZM135 216V215H134ZM133 216V217H134ZM169 216V215H168ZM171 216V218H173ZM183 216H185L184 214L182 215V216H180V219L182 220V223H184V224H188V223H190L192 226H194V227H197L198 225H199V229L202 227V224H201V226H200V222L198 223V224H195L194 222H188V221H186L185 219H184V217ZM192 216V215H191ZM190 216V217H191ZM207 216V215H206ZM214 216V215H213ZM212 216V214H211V217H213ZM87 217V216H86ZM108 218H110V216H107ZM117 218H118V216H116ZM128 217V216H127ZM131 217H132V214H131ZM186 217H188L187 216V214H186ZM209 217V216H208ZM66 218V217H65ZM81 218V217H80ZM115 218V217H114ZM129 218H130V216H129ZM176 218V217H175ZM79 219V218H78ZM81 219H85V218H81ZM91 219V218H90ZM103 219V218H102ZM135 219V218H134ZM134 219H132V220H134ZM178 219V218H177ZM193 219H195V217H193ZM208 219H210V217L208 218ZM87 220V219H86ZM111 221H112V219H110ZM109 220V221H110ZM115 220V223H116V219H114ZM130 220H131V218H130ZM131 220V221H132ZM138 220V219H137ZM176 220V219H175ZM188 220H190V218L188 219ZM196 220V219H195ZM211 220V219H210ZM81 221V220H80ZM83 221V220H82ZM91 221V220H90ZM90 221H88V222H90ZM93 221H95V220H93ZM99 221V220H98ZM122 221V220H121ZM128 221V220H127ZM176 221H178V220H176ZM180 221V220H179ZM193 221V220H192ZM197 221H200V220H197ZM202 221V220H201ZM206 221V220H205ZM215 221V218H214V220H213V222ZM77 222V221H76ZM87 222V221H86ZM97 222V221H96ZM101 222V221H100ZM107 222V221H106ZM106 222H105V224H106ZM125 222V221H124ZM135 221H133V223H134ZM139 222V221H138ZM196 222V221H195ZM118 223V222H117ZM120 224H121V222H119ZM118 223V224H119ZM123 223V222H122ZM133 223H131V224H133ZM141 224L140 225H142V222H140ZM180 223V222H179ZM205 223V222H204ZM207 223V222H206ZM91 224V223H90ZM101 224V223H100ZM123 224H128V223H123ZM136 224V223H135ZM134 224V225H135ZM143 224H145V223H143ZM210 224H212V223H210ZM80 225H83L82 223L80 224ZM87 224H85V225H83V226H85L84 228H86V229H90V228H87V226H89V225H87ZM98 226H99V222H98V224H97ZM115 225H117V224H115ZM124 225V227L127 229V226H129V225H127V226H125ZM139 224H137V226H138ZM208 225V224H207ZM215 225V224H214ZM98 226H97V228H98ZM120 226V225H119ZM136 226V227H137ZM184 226V225H183ZM206 226V225H205ZM204 225H203V227H205ZM114 227V226H113ZM139 228H140V226H138ZM142 227V226H141ZM145 227H148V225L147 226H145ZM202 227V228H203ZM214 227V226H213ZM218 227V226H217ZM96 228V227H95ZM117 228H119V227H117ZM123 228V226L121 225V229ZM130 228H131V226H130ZM144 228V227H143ZM152 228V227H151ZM155 228V227H154ZM166 229L167 228H169V227H165ZM180 228H182V227H180ZM183 228H186V227H183ZM187 228H189V227H187ZM209 228H210V226H209ZM208 228V229H209ZM212 228V227H211ZM111 229H116V228H111ZM124 229V228H123ZM123 229L121 230V231H123ZM136 229H138V228H136ZM142 229V228H141ZM145 229V228H144ZM149 229H150V227H149ZM157 229V228H156ZM165 229V230H166ZM194 229V228H193ZM199 229H197V231H199ZM205 229H207V228H205ZM214 229H218V228H213V230ZM117 230V229H116ZM129 230V232H130V230H133L132 228L131 229H128ZM135 230V229H134ZM182 230V229H181ZM184 230V229H183ZM127 230H125L124 229V232H126ZM139 231H140V229H139ZM146 231V230H145ZM184 231H187V230H184ZM188 231H191V230H188ZM193 231V230H192ZM194 231H196V230H194ZM207 231H209V230H207ZM217 231V230H216ZM110 232V231H109ZM149 232V231H148ZM150 232H152V231H150ZM156 232V231H155ZM169 232V231H168ZM183 232V231H182ZM202 231L200 230V233H201ZM107 233V232H106ZM114 233L116 234L117 232H115L114 231ZM130 233H132V232H130ZM136 233V232H135ZM137 233H139V232H137ZM141 233H143V232H141ZM140 233V234H141ZM145 233H147V231L145 232ZM153 233V232H152ZM171 233V232H170ZM173 233V232H172ZM184 233V232H183ZM199 233V232H198ZM203 233H205L204 231H203ZM202 233V234H203ZM227 234L229 233V232H226ZM111 234H113V232L111 233ZM118 234V233H117ZM159 234V233H158ZM165 234V233H164ZM176 234V233H175ZM174 234V235H175ZM211 234V233H210ZM209 234V235H210ZM213 234V233H212ZM211 234V235H212ZM214 234H215V231H214ZM213 234V235H214ZM121 235V234H120ZM119 235V236H120ZM142 235V234H141ZM149 235V234H148ZM151 235V234H150ZM182 235V234H181ZM206 235H208V233L206 234ZM115 236V235H114ZM124 236H127V234L126 235H123V237ZM131 236V235H130ZM146 236V235H145ZM159 236V235H158ZM164 236V235H163ZM173 236V235H172ZM184 236V235H183ZM264 235H262V237H263ZM138 238H139V236H137ZM144 237V236H143ZM157 237V236H156ZM171 237V236H170ZM193 237V236H192ZM197 237V236H196ZM205 237V236H204ZM207 237H209V239H211V238H213V236L211 237V236H207ZM211 237V238H210ZM230 237V236H229ZM232 237V236H231ZM100 238V239H101ZM115 238V237H114ZM145 238H147V237H145ZM165 238V240H166V238H168L167 236L166 237H164ZM172 238L173 237H171V240H172ZM177 238V237H176ZM187 238H188V236H187ZM190 238V237H189ZM193 238H195V237H193ZM198 238H199V236H198ZM201 238L203 239V236H201ZM236 239H237V237H235ZM242 238V237H241ZM259 238V237H258ZM264 238V237H263ZM116 239V238H115ZM114 239V240H115ZM123 239V238H122ZM128 239H130V238H128ZM135 239H137V238H134V240ZM143 239V238H142ZM141 239V240H142ZM159 239V238H158ZM170 239V238H169ZM202 239H200V240H202ZM207 239V238H206ZM231 239V238H230ZM233 239H234V237H233ZM105 240V241H106ZM132 240V239H131ZM134 240H133V243H136V242H134ZM139 240V239H138ZM144 240V239H143ZM164 240V239H163ZM164 240V241H165ZM188 240L189 239H187V244H188ZM205 240V239H204ZM225 240V239H224ZM227 240H228V238H227ZM227 240H226V242H225V244L226 243H228L227 242ZM238 240V239H237ZM240 240V239H239ZM243 240V239H242ZM255 240V239H254ZM253 240V241H254ZM260 240V239H259ZM263 240V239H262ZM123 241V240H122ZM126 241H128V240H126ZM146 241V240H145ZM162 241V240H161ZM161 242V243H163V244H165L167 247L168 246H172L174 249H176V250H173V249H171V248H168V250H167V248H165L164 246L162 247V245H161V247L163 248V250L165 249V250H167V251H164L163 252V250H162V248L160 249V246H159V249H160V251H162V252H158L156 255H155V258L153 257V255L154 254H150V256L152 255V261H151V264H183V261H181V259H179L180 257H178V255L179 254H176V252H180L181 251V253H182V250H184L186 247H187V245L185 244L184 245V241H186V239L184 240V241H182V242H177V243H175V241H173V242H171L172 244H167V243H165V242ZM179 241H181V240H179ZM193 241V240H192ZM196 242H199V240L197 239V240H195ZM207 241V240H206ZM230 241V240H229ZM245 241H246V239H245ZM250 241V240H249ZM256 241V240H255ZM117 242V241H116ZM147 242H148V240H147ZM152 242H153V240H152ZM191 242V241H190ZM202 242V241H201ZM200 242V243H201ZM208 242V241H207ZM231 242V241H230ZM263 242V241H262ZM118 243V242H117ZM128 243V242H127ZM153 243H155V242H153ZM195 243V242H194ZM204 243V242H203ZM203 243H202V245H203ZM211 243V242H210ZM237 243V242H236ZM111 244H112V240H111ZM140 244V243H139ZM143 244H144V242H143ZM145 244H146V242H145ZM148 244V243H147ZM191 245H192V243H190ZM199 244V243H198ZM114 245V244H113ZM149 245V244H148ZM157 245H156V249H157ZM200 245V244H199ZM198 245V246H199ZM202 245H201V247H202ZM238 246H239V244H237ZM237 245H236V247H235V244H234V246H232V247H235V248H237ZM240 245H242V244H240ZM262 245V244H261ZM264 245V244H263ZM121 246V245H120ZM126 246V245H125ZM138 246V245H137ZM139 246H141V244L139 245ZM155 246V245H154ZM189 246V245H188ZM193 246V245H192ZM195 246V245H194ZM231 246H229V250L228 251H230L231 250ZM259 246V245H258ZM113 247V246H112ZM146 247V246H145ZM153 247V246H152ZM211 247H212V245H211ZM224 247H225V245H224ZM250 247V246H249ZM254 247V246H253ZM252 247V248H253ZM115 248V247H114ZM114 248L112 249V250H114ZM124 248V247H123ZM131 248V247H130ZM136 248V247H135ZM141 248V247H140ZM155 248V247H154ZM208 248V247H207ZM258 248L259 247H257V249H255L256 251L258 250ZM116 249H118L117 247H116ZM147 249V248H146ZM150 249V248H149ZM152 249V248H151ZM188 249V247L186 248V250ZM196 249H197V246H196ZM210 249V248H209ZM213 249V248H212ZM211 249V250H212ZM217 249H218V247H217ZM216 249V250H217ZM220 249V248H219ZM238 249V248H237ZM236 249V250H237ZM247 249V248H246ZM263 249V248H262ZM261 249V250H262ZM154 250V249H153ZM153 250H151V251H153ZM177 250H179V251H177ZM198 250V249H197ZM208 250V249H207ZM215 250V249H214ZM235 250V249H234ZM239 250V249H238ZM238 250L235 252L236 254L237 253H240L241 252V248H240V252H238ZM252 250V249H251ZM260 250V249H259ZM258 250V251H259ZM128 251V250H127ZM218 251V250H217ZM248 251H250V250H248ZM247 251V252H248ZM123 252V253H122ZM155 252V251H154ZM195 255H193L192 257H194V259H193V261L192 262H188L187 263V259H186V263L187 264H220L221 262H217L216 260H218V259H215L214 257H212L211 256V252L212 251H210L209 252V255L207 254V255H204V253H203V250H202V252H200L199 250H198V252L195 250ZM216 252V251H215ZM227 252V251H226ZM208 253V252H207ZM214 253V252H213ZM217 253V252H216ZM216 253H214V254H216ZM219 253V252H218ZM227 253H229V252H227ZM227 253H225V254H227ZM242 253V252H241ZM257 253V252H256ZM259 253V252H258ZM135 254H137V253H135ZM141 254V253H140ZM185 254V253H184ZM213 254V255H214ZM220 254V253H219ZM222 254V253H221ZM224 254V253H223ZM242 254H245V252L244 253H242ZM248 254H250V252L248 253ZM217 255V254H216ZM229 255V254H228ZM233 255H235L234 253H233ZM237 255H239V254H237ZM236 255V256H237ZM149 256V257H150ZM220 256V255H219ZM218 255H217V257H219ZM225 256V255H224ZM230 256V255H229ZM240 256V255H239ZM255 256H257V255H255ZM135 257H136V255H135ZM149 257H148V259H149ZM182 257H184V256H182ZM181 257V258H182ZM190 257V256H189ZM216 257V258H217ZM234 257V256H233ZM261 257V256H260ZM134 258V257H133ZM220 258V257H219ZM225 258H226V256H225ZM229 258V257H228ZM227 258V259H228ZM240 258V257H239ZM241 258H243V257H241ZM245 258V257H244ZM247 258V257H246ZM245 258V259H246ZM258 258V257H257ZM151 259V258H150ZM222 259H224L223 257H222ZM235 259V258H234ZM251 259V258H250ZM259 259H264V255H263V258H259ZM258 259V260H259ZM130 260V261H129ZM138 260H139V258H138ZM182 260H184V259H182ZM191 260H192V258H191ZM190 260V261H191ZM225 260V259H224ZM236 260H237V257H236ZM262 260L260 261V262H262ZM134 261H136V260H134ZM140 261H142V260H140ZM189 261V260H188ZM239 261H240V259H239ZM253 260H243V261H240L239 263H236V262H234V261H228V262H226V264H251V262H252ZM132 262V261H131ZM137 262V261H136ZM136 262H134V264H136ZM225 262V261H224ZM141 263V262H140ZM139 262H138V264H140ZM185 263V264H186ZM263 263H264V261H263ZM262 263V264H263ZM141 264H143V263H141ZM223 264V263H222ZM253 264H255L254 262H253Z\"/></svg>",
    "mask_w": 264,
    "mask_h": 264
}]
</instances>
